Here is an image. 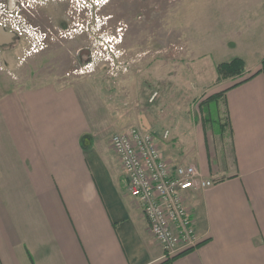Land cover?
I'll return each instance as SVG.
<instances>
[{"label":"crops","instance_id":"1","mask_svg":"<svg viewBox=\"0 0 264 264\" xmlns=\"http://www.w3.org/2000/svg\"><path fill=\"white\" fill-rule=\"evenodd\" d=\"M218 86L221 136L203 122L197 163L154 132L167 160L214 181L185 194L200 242L167 263L113 133L91 126L75 87L47 82L1 99L0 264H264V61Z\"/></svg>","mask_w":264,"mask_h":264},{"label":"rangeland","instance_id":"2","mask_svg":"<svg viewBox=\"0 0 264 264\" xmlns=\"http://www.w3.org/2000/svg\"><path fill=\"white\" fill-rule=\"evenodd\" d=\"M107 1L101 9L77 5L87 21L76 38L61 46L51 41L44 50L35 39L39 0L25 4L32 14L0 8L7 32L12 22L22 29L0 45V100L47 82L72 85L91 126L104 134L139 127L161 136L169 130L167 148L184 150L179 161L197 163L193 141L203 122L221 136L223 104H203L223 90L218 64L241 57L246 69L264 61V0Z\"/></svg>","mask_w":264,"mask_h":264},{"label":"built area","instance_id":"3","mask_svg":"<svg viewBox=\"0 0 264 264\" xmlns=\"http://www.w3.org/2000/svg\"><path fill=\"white\" fill-rule=\"evenodd\" d=\"M101 1L73 0L90 10L96 4L100 8ZM0 26L5 29L2 23ZM10 28L14 30L9 33L22 34L19 23L12 22ZM35 39L42 49L41 37ZM32 49H38L37 44ZM169 137L170 131L165 130L162 140ZM110 143L128 178L129 192L142 206L150 232L162 247V259L170 261L195 249L200 239L184 197L190 190L211 187L214 181L205 178L194 164L167 160L161 150V139L153 132L132 127L112 134Z\"/></svg>","mask_w":264,"mask_h":264},{"label":"flooded vegetation","instance_id":"4","mask_svg":"<svg viewBox=\"0 0 264 264\" xmlns=\"http://www.w3.org/2000/svg\"><path fill=\"white\" fill-rule=\"evenodd\" d=\"M27 2L28 0H5L0 2V8L13 7V9H10L11 11L17 9L25 13V10H27L26 12L32 14L28 8H25ZM40 2L36 9L37 18L40 20L38 32L42 40V50L49 46L51 41L55 45L61 46L60 44L65 42L64 40L71 41L75 39V33L78 29H81L79 26L87 21L86 12L79 10L80 13H78L77 5L72 0H41ZM107 2H110V0ZM15 36L17 35L15 34ZM69 52L71 54V50ZM84 56L86 58L84 63L87 64L89 58L87 55Z\"/></svg>","mask_w":264,"mask_h":264},{"label":"trees","instance_id":"5","mask_svg":"<svg viewBox=\"0 0 264 264\" xmlns=\"http://www.w3.org/2000/svg\"><path fill=\"white\" fill-rule=\"evenodd\" d=\"M244 71H245V60L241 57H234L227 62H222L218 64L217 66L218 80L240 77L244 73ZM249 79L250 78L241 80L236 85L243 83ZM226 91L227 89L214 93L213 95L209 96L203 104L220 100L224 96ZM164 263H167V261H164Z\"/></svg>","mask_w":264,"mask_h":264},{"label":"bare ground","instance_id":"6","mask_svg":"<svg viewBox=\"0 0 264 264\" xmlns=\"http://www.w3.org/2000/svg\"><path fill=\"white\" fill-rule=\"evenodd\" d=\"M7 35V36H6ZM8 35L10 36L9 33H7L5 30H3L0 26V43L1 42H7L9 40V37Z\"/></svg>","mask_w":264,"mask_h":264},{"label":"water","instance_id":"7","mask_svg":"<svg viewBox=\"0 0 264 264\" xmlns=\"http://www.w3.org/2000/svg\"><path fill=\"white\" fill-rule=\"evenodd\" d=\"M4 30V29H3ZM8 33V32H7ZM10 34V33H9ZM7 36V35H6ZM8 37H9V40L8 41H10V39H12V34H10V36L8 35ZM3 44V42H1L0 43V45H2Z\"/></svg>","mask_w":264,"mask_h":264}]
</instances>
